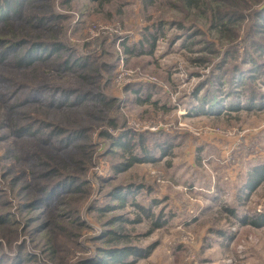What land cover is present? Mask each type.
<instances>
[{
    "label": "rangeland",
    "instance_id": "obj_1",
    "mask_svg": "<svg viewBox=\"0 0 264 264\" xmlns=\"http://www.w3.org/2000/svg\"><path fill=\"white\" fill-rule=\"evenodd\" d=\"M244 3L7 1L0 20V212L13 213L14 223L0 224L3 251L25 246L33 256L28 264H89L104 247L99 237L112 229L128 239L115 247H153L135 264H264V229L221 212L234 204L248 166L264 163V107L245 109L242 95L240 109H229L223 72L247 62L250 52L259 56L256 43L244 44L247 34L264 42V28L251 30L264 2ZM229 8L248 14L229 25L234 41L219 28L220 9ZM147 32L158 36L151 52ZM24 39L64 46L27 54ZM141 42L144 53H126ZM229 46L235 58L223 61ZM218 67L223 83L213 75ZM253 87L264 92L259 79ZM212 102L220 114L194 109ZM103 130L159 134L173 144L171 155L115 174L112 165L122 158L108 153L112 140ZM128 185L146 188L117 208L110 193ZM260 188L244 212L263 210ZM108 206L116 208L100 211Z\"/></svg>",
    "mask_w": 264,
    "mask_h": 264
},
{
    "label": "trees",
    "instance_id": "obj_2",
    "mask_svg": "<svg viewBox=\"0 0 264 264\" xmlns=\"http://www.w3.org/2000/svg\"><path fill=\"white\" fill-rule=\"evenodd\" d=\"M7 1L8 0H0V20L4 21L6 19L5 16H8L7 11ZM150 3H152L154 0H146ZM245 2L244 4L249 5V2L252 0H242ZM256 2V5H262L263 0H253ZM263 1V2H262ZM252 6V5H251ZM254 8V7H253ZM239 9V8H238ZM237 9V10H238ZM234 9H224L219 12V23H222L219 28L224 29L226 28L229 31V34L227 39L233 40L235 38H231V28H228L229 25L235 24L238 20L241 21L242 18L248 16L245 15V11L243 8L240 9V12L233 11ZM248 11V10H247ZM253 14L256 16V20L254 21L251 30L252 31H263L264 28V5L259 9L253 12ZM229 21L228 23H223V19H226ZM236 25V24H235ZM214 28L217 29V25L214 24ZM161 29V28H160ZM158 31V36L160 33V30ZM156 33L147 32L146 33V40H149L151 44L150 52L152 51V48L155 47L156 39L158 38ZM1 41L11 43V44H18L19 42L12 41L11 39H1ZM234 41V40H233ZM231 41V43L233 42ZM256 43V46H258V52L259 56L255 55L253 52H250L248 54V61L246 62L245 58H243V62L237 63V65L233 66L232 68H227L223 70V67H218L220 70L214 71L213 75L215 77V81L217 83H223L224 82V74L221 72V69L223 72L227 73V78L225 79V82L227 83L228 90V96L233 97L231 100V106L229 109H240V102L239 99L242 95L245 97V103L244 106L247 110H259L264 107V92L259 90H254V84L256 80H260L264 83V61H261L260 56L264 54V42H261L259 39L255 38L254 36H251L250 34H247L244 40V44L249 45L251 42ZM23 42L27 43L28 50L27 54H33L34 51H42L45 50L46 52H50L54 48L56 50L62 49L63 44H57L54 46V44L47 45L45 42L42 41H31V40H23ZM234 43V42H233ZM213 44V43H211ZM62 47V48H61ZM217 47V46H216ZM143 43H139V49L135 47H127L126 53L128 55H140L136 54L135 52L141 51L142 52ZM214 49L216 51V48L214 46ZM49 50V51H48ZM236 50V48H235ZM232 50L231 47H227L224 51L223 55V61H227V58L233 57L236 55V51ZM214 51V52H215ZM24 52V51H23ZM261 53V54H260ZM87 60V59H84ZM207 60V59H206ZM246 63V64H245ZM248 67H246V65ZM219 88H215L214 91L212 89L211 93H213L212 97H214V93H218ZM135 93H139L138 91ZM151 94L147 95V99L142 101V97H140L139 102H146L147 100H150ZM206 95V94H205ZM204 95V96H205ZM203 96V97H204ZM207 99V98H206ZM206 99L203 100L206 101ZM213 101V100H209ZM207 101V102H209ZM206 102V103H207ZM199 107H194L196 112H198L200 115L207 114V115H215L220 114L222 111V106L220 104H216V102H212V104L207 105V108L204 109V104ZM225 109V108H224ZM223 109V110H224ZM110 129H117L118 125L114 121V119H111L109 122ZM102 136L106 138H109L112 140L111 143V150L108 153H112L113 155H119L122 158V161L113 164L112 170L115 174H120L127 172L129 169L133 168L135 165H142L146 163H154L156 162L160 156H169L171 155L172 146L173 144L170 143L168 139H163L160 137L159 134H152L150 132L145 133H138L133 130L129 131H123L119 135H115L110 132V130H103ZM70 133L67 136H70ZM67 139L69 137H66ZM159 154V155H158ZM264 182V163H260L255 165L252 168V171L248 174V177L246 181L244 182L243 186L240 189V192L249 191L252 192L256 188H258L262 183ZM81 185V184H80ZM80 187V186H79ZM52 188H55L53 186ZM146 188V186H134V185H128V186H118L115 187L113 192L110 193V196L114 199L120 200V203L117 205L118 207L124 208L126 204L128 203V199L130 196L135 195L137 191H140V189ZM246 199H249V194L246 196ZM132 205H134L141 213L146 214L149 217H152L154 214L152 213V209L150 207H145L139 202H131ZM116 206H108L104 210L100 211H108L115 209ZM226 210L232 214L236 215V212L234 209L226 208ZM239 222L242 225H250L255 228H261L264 227V208L260 212H254L253 214H244L241 217H238ZM122 221H125V219H121ZM9 223H14V214L13 213H5L0 212V224L3 226L8 225ZM157 228L161 227V223L155 224ZM121 231V230H120ZM118 232L112 229L106 230L102 236L99 237L104 242V247L101 248V250L97 253H95V256L93 259L90 260L89 264H135L139 259L147 258L151 255L153 247H147V248H141L138 246H123V247H115L120 244L125 243L124 241H127V236H125L122 232ZM225 232L220 231V235H224ZM53 245H50V247ZM2 245H0V264L3 262H6V264H28L33 258L32 254L26 250L25 246H16L14 249V252L12 254H9L6 251H3ZM88 264V263H87Z\"/></svg>",
    "mask_w": 264,
    "mask_h": 264
},
{
    "label": "crops",
    "instance_id": "obj_3",
    "mask_svg": "<svg viewBox=\"0 0 264 264\" xmlns=\"http://www.w3.org/2000/svg\"><path fill=\"white\" fill-rule=\"evenodd\" d=\"M254 166H255V165H254ZM254 166H248V167H249L248 172H247V173L245 172L243 178L241 179V181H240V183H239V184H240V189H241V187L243 186L244 182L246 181V179H247V177H248V174L252 171V168H253ZM246 168H247V167H246ZM262 186H264V182H263L258 188H256L254 191H252V192L245 191V194H244V192H240V189H239V190H238L239 192L237 191V192H236V195H233V196H235L234 198H232V199H233L232 202H233L234 204H232V205H230V206H227L226 204H223L224 206H223L221 212H222V211H223V212L225 211L226 213L230 214V213L226 210V208L234 209V211L236 212V215H232V214H230V215L234 216V218L238 220L237 224H240V226H243V227H250V225H242V224L239 222L238 217H241V216L244 215V214H248V213L244 212V211L241 209V207H243L242 204L245 203V201L247 200V199H246V196L249 194V199H252V196L255 195L256 192H257L259 189H261L260 187H262ZM224 203H226V202L224 201ZM257 211L260 212L261 210L259 211V210L257 209ZM237 220H236V221H237ZM237 224H234V225H237ZM252 228H253V229H257V230L264 229V227H261V228H255V227H252Z\"/></svg>",
    "mask_w": 264,
    "mask_h": 264
}]
</instances>
